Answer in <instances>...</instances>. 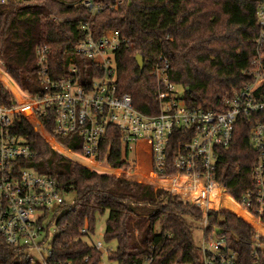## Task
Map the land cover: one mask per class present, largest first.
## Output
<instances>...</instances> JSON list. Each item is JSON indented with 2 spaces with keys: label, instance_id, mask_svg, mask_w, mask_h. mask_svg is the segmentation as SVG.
Wrapping results in <instances>:
<instances>
[{
  "label": "trees",
  "instance_id": "1",
  "mask_svg": "<svg viewBox=\"0 0 264 264\" xmlns=\"http://www.w3.org/2000/svg\"><path fill=\"white\" fill-rule=\"evenodd\" d=\"M91 2L104 9L91 16L80 0H6L0 8V82L16 99L20 98L16 86L28 94L43 92L35 66V49L39 45L49 48L52 76L66 75L68 59L74 57L80 81L92 77L89 70H93V63L74 54L76 43L83 37V22L95 38L106 30L119 32L123 43L115 55L118 93L128 94L133 107L147 115L159 110L157 84L148 60L160 55L168 59V79L182 87L186 107L221 112L223 101L252 80L247 72L255 59L264 57V39L258 41L255 0ZM116 2L120 3L113 7ZM136 55L143 57L142 70L135 62ZM259 95L264 99V82ZM0 104L15 105L12 93L1 84ZM255 119V115L238 117L230 145L220 151V175L216 180L234 198L253 186L250 169L255 151L248 139ZM41 121L46 132L64 147L77 154L82 152L78 136L55 135L53 122L47 117ZM12 132L22 136L36 152L26 166L51 176L65 194L74 195L71 206L63 204L58 209L60 215L54 217L56 231L48 264H99L102 253L82 238L92 235L96 216L104 213L107 218L103 238L116 243L108 255L113 264H200L190 225L204 216L199 197L183 202L180 194L115 177L111 175L114 170H102L100 164L52 143L59 154L22 115L13 118ZM180 142L176 131L166 150V175L175 174L171 163ZM105 156L111 168L154 173L150 159L147 166L136 156L131 164L125 160L126 154L113 129L108 130L95 159L102 161ZM214 193L218 197L217 190ZM215 201L211 195V202ZM206 217L207 232L219 229L238 259L250 263V223L240 213L210 211ZM84 225L87 235L80 233ZM0 264L31 263L22 248L6 245L0 237Z\"/></svg>",
  "mask_w": 264,
  "mask_h": 264
},
{
  "label": "built area",
  "instance_id": "2",
  "mask_svg": "<svg viewBox=\"0 0 264 264\" xmlns=\"http://www.w3.org/2000/svg\"><path fill=\"white\" fill-rule=\"evenodd\" d=\"M5 2L0 0V8ZM80 2L91 16L104 9L103 5L93 6L91 0ZM255 2L259 41L264 39V0ZM80 30L83 37L76 43L74 54L93 63V70H89L92 77L80 81L82 77L74 57L68 59L66 75L52 76L48 67L49 48L39 45L35 49V66L43 92L28 94L15 85L23 103L14 98V106L0 104V237L4 243L22 248L31 264H48L52 255L56 229L52 230L50 240L48 237L55 215L52 221H48V216L54 207L58 211L65 204V193L54 178L26 166L36 157V152L22 136L12 132L13 118L22 115L42 138L44 135L67 152L77 154L46 132L41 118L47 117L54 124L55 135L74 134L80 138L78 146L82 152L75 156L104 164L115 171V177L132 180L138 172L111 168L106 156L102 161L95 159L108 130L113 129L130 164L136 146L142 145L150 152L154 173L147 178L160 182L156 188L172 195L180 194L183 202L199 197L204 207V216L198 222L202 225V242L198 246L200 264H244L228 248L224 236L220 233L212 236L214 229L207 232L206 216L210 211L240 213L253 231L248 264H264V99L259 95L264 82V57L259 55L255 59L253 68L247 72L252 80L223 101L221 112L186 107L174 91L175 84L168 79V59L160 55L148 60L157 84L159 110L157 114L147 115L133 107L128 94L118 93L115 55L123 43L119 32L106 30L95 38L86 22L81 23ZM252 115L256 122L250 130L248 144L255 151L250 169L253 186L234 198L216 180L220 175V151L230 145L238 117ZM176 131L181 142L171 163L175 174L166 175V150ZM52 149L59 153L53 146ZM131 152L134 156H130ZM214 189L218 197L217 193L213 194ZM211 195L215 202H211ZM80 233L87 235V225ZM91 246L99 252L103 248L99 241Z\"/></svg>",
  "mask_w": 264,
  "mask_h": 264
},
{
  "label": "rangeland",
  "instance_id": "3",
  "mask_svg": "<svg viewBox=\"0 0 264 264\" xmlns=\"http://www.w3.org/2000/svg\"><path fill=\"white\" fill-rule=\"evenodd\" d=\"M174 91H175L176 95L179 98H182L183 89H182L181 86L174 85ZM10 92L13 94L14 98H16V96L14 95V93L11 90H10ZM21 98H23V96H21ZM43 138H44V140L48 143V145L51 148H52V146H54L52 144L53 142L50 140V138H48V137H46L44 135H43ZM135 149H136L135 150V156L137 157V159L139 161H141L142 163H144V166H147L145 163H148L149 159H151L150 158V152L144 150L142 148V145L136 146ZM75 155H78V154H75ZM130 156H134V152L133 153L131 152ZM80 158H82V157H80ZM111 175H116V173L115 174L113 173ZM148 175L149 174L146 173V172H138L134 177H132V180H135V181H138V182H141V183H145V184H151L153 186V188L154 187L156 188V187L160 186V185H158L160 182L154 181V180L150 181V177L147 178ZM63 198H64L65 203H67L69 206H71L72 201L74 199V195L71 194V193L70 194H65ZM60 213L61 212L57 211V208L54 207L53 210L50 212V214L48 216V221H52L54 215H56V218H57L60 215ZM106 218H107V213H104L103 215H97L96 216V220H95L94 231H93L92 235L85 236V237L82 238L89 245H92V244H94V243H96L98 241L101 242L103 248L101 250L102 257H101V261H100L99 264H113L112 262H110L108 260V255H109L110 252L114 251L115 246H116L115 241L107 242L103 238V233H104V230H105ZM190 225H191V232H192L194 243L197 246H199V244L202 242V232H201L202 231L201 230L202 225L200 223H195L194 224L192 222H190ZM54 229H55V225H54V223H52V225L50 226V229H49L50 236L48 237V240H50V238L52 237V230H54ZM218 233H219V229L214 228L212 236H215V234H218ZM43 256L45 257V254H43ZM34 260L40 261V258L39 257H34Z\"/></svg>",
  "mask_w": 264,
  "mask_h": 264
},
{
  "label": "water",
  "instance_id": "4",
  "mask_svg": "<svg viewBox=\"0 0 264 264\" xmlns=\"http://www.w3.org/2000/svg\"><path fill=\"white\" fill-rule=\"evenodd\" d=\"M135 62L137 66L139 67V69L142 70L144 66L143 57L141 55H136Z\"/></svg>",
  "mask_w": 264,
  "mask_h": 264
},
{
  "label": "bare ground",
  "instance_id": "5",
  "mask_svg": "<svg viewBox=\"0 0 264 264\" xmlns=\"http://www.w3.org/2000/svg\"><path fill=\"white\" fill-rule=\"evenodd\" d=\"M16 100H17L18 103H20V104L23 103V100L21 99V97H20V98H17ZM106 168H107V166H105L104 164L101 165V169H102V170H105ZM214 192H215V189L213 190V193H214Z\"/></svg>",
  "mask_w": 264,
  "mask_h": 264
}]
</instances>
